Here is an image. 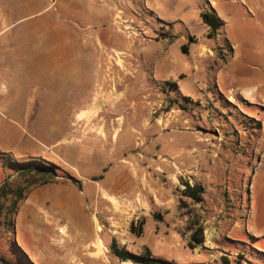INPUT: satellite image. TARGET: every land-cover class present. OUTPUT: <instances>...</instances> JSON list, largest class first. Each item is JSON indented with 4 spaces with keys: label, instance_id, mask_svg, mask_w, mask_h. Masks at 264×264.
Returning <instances> with one entry per match:
<instances>
[{
    "label": "rangeland",
    "instance_id": "1",
    "mask_svg": "<svg viewBox=\"0 0 264 264\" xmlns=\"http://www.w3.org/2000/svg\"><path fill=\"white\" fill-rule=\"evenodd\" d=\"M34 1L0 0V185L25 188L0 264H139L114 240L178 264H264L249 229L264 102L229 97L264 81V0ZM212 8L242 57L209 37Z\"/></svg>",
    "mask_w": 264,
    "mask_h": 264
},
{
    "label": "trees",
    "instance_id": "2",
    "mask_svg": "<svg viewBox=\"0 0 264 264\" xmlns=\"http://www.w3.org/2000/svg\"><path fill=\"white\" fill-rule=\"evenodd\" d=\"M201 18L203 22L208 26L209 37H213L215 33L224 25V21L218 16L215 9L210 11L201 12ZM184 52L187 53L188 46H183ZM43 171L38 170L40 174L48 179H54L57 175L54 166H44ZM31 174V170L20 169L19 175L27 176ZM25 188L20 184L16 187L12 186L9 182L0 185V223L5 225L8 232H12L15 225L14 215L17 211L18 205L25 198ZM204 188L201 185H191L189 182L186 183L185 193L195 201H201ZM201 237L197 234L194 236L198 243L204 241L203 230L201 229ZM114 253L122 260H133L139 264H178L165 260L160 257H156L152 254L149 248L143 255H135L130 253L124 248H121L118 243L114 240L112 244Z\"/></svg>",
    "mask_w": 264,
    "mask_h": 264
},
{
    "label": "crops",
    "instance_id": "3",
    "mask_svg": "<svg viewBox=\"0 0 264 264\" xmlns=\"http://www.w3.org/2000/svg\"><path fill=\"white\" fill-rule=\"evenodd\" d=\"M206 1H208V4H210L211 6L214 7L215 5L218 6L219 3L224 4V1H227V0H200L201 5L205 4ZM232 1H241L242 2V0H232ZM244 1L246 4L249 5L248 0H244ZM124 2H125V0H116L117 4H120V3L124 4ZM143 2H144V0H143ZM33 3L37 4V5H42L43 0H36ZM133 3H137V1L134 0ZM250 8H252V7H250ZM215 10H216L218 16L220 17L218 10L217 9H215ZM222 20L224 21V27H225L227 22L224 19H222ZM223 30H225V28L219 29L217 31V33L214 35L218 39L219 45H222L223 43H228L231 46L232 54H231L229 59L235 58V57H242L244 55L245 50L243 48L241 49L240 42L239 41L230 42L227 35H225L226 31H223ZM236 38H237V40H239V39H241V36L236 35ZM209 46H210L209 42H206V43L203 42L202 43V47L208 48ZM248 54L251 56H254V53L251 50L248 51ZM227 62H229V61H227ZM225 64L226 63L221 65L220 69L217 72H221L224 69V67H226ZM240 72H242V71H240ZM263 87H264V81H260L254 85L249 86V87L242 88L238 95L231 94V95H229V97L231 99H234V100H237L238 98H243V99H246V100L251 101V102L262 103V102H264V88ZM262 158L259 159V162L261 163L260 164L261 165L260 171L258 172V174L256 176L257 177L256 185H255L254 191L252 192L253 217H252L251 223L249 224V229L251 231L261 232V233L264 232V221H263L264 212H263V209L261 206L257 209L256 204H258V202H259L258 197H260L264 193V156Z\"/></svg>",
    "mask_w": 264,
    "mask_h": 264
},
{
    "label": "bare ground",
    "instance_id": "4",
    "mask_svg": "<svg viewBox=\"0 0 264 264\" xmlns=\"http://www.w3.org/2000/svg\"><path fill=\"white\" fill-rule=\"evenodd\" d=\"M133 120H134V119H133ZM123 125H124V124H123ZM120 136H121V135H120ZM117 191H120L119 188L117 189ZM80 225H81V224H80ZM80 225H79V227H80ZM83 226H84V225H83ZM84 228H86V227H84ZM84 228H83V229H84ZM93 230H94V229H93ZM100 231H102V227H101V225L99 224L98 220L96 219V228H95V230H94L93 233L89 234L88 232H84V231H83V233H81V232L77 233L76 236H77L78 238H80L82 242H85V241H87L86 238H88V237H89V239L96 238L97 234H99ZM89 235H90V236H89ZM68 240L70 241V237H68ZM66 245H67V244H65V243L61 244V248H57V249H56V252H57V253H60V250H61L64 246H66ZM78 245H79V244H78ZM79 247H80V245H79ZM76 249H77V246H76ZM67 259H68V255L65 254L63 260H67Z\"/></svg>",
    "mask_w": 264,
    "mask_h": 264
}]
</instances>
